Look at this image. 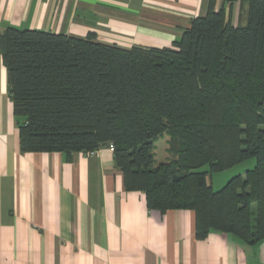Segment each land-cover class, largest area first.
Returning a JSON list of instances; mask_svg holds the SVG:
<instances>
[{"label": "trees", "instance_id": "trees-1", "mask_svg": "<svg viewBox=\"0 0 264 264\" xmlns=\"http://www.w3.org/2000/svg\"><path fill=\"white\" fill-rule=\"evenodd\" d=\"M242 2L245 25L210 0L171 47L7 27L0 53L21 152L71 158L113 144L125 190L143 192L148 210L193 211L198 239L216 231L263 243L264 0ZM163 134L170 160L156 166ZM250 160L221 190L207 182Z\"/></svg>", "mask_w": 264, "mask_h": 264}, {"label": "crops", "instance_id": "crops-1", "mask_svg": "<svg viewBox=\"0 0 264 264\" xmlns=\"http://www.w3.org/2000/svg\"><path fill=\"white\" fill-rule=\"evenodd\" d=\"M210 0H0V33L41 30L124 49L171 47ZM233 26L248 5L216 0ZM0 264H264V242L242 243L213 231L196 237L189 210L147 208L127 192L106 147L68 158L27 152L8 92L0 53Z\"/></svg>", "mask_w": 264, "mask_h": 264}, {"label": "rangeland", "instance_id": "rangeland-1", "mask_svg": "<svg viewBox=\"0 0 264 264\" xmlns=\"http://www.w3.org/2000/svg\"><path fill=\"white\" fill-rule=\"evenodd\" d=\"M169 135L163 134L155 140L154 156L155 165H159L170 160L169 148ZM255 166V160H250L240 165H237L227 171L221 173H215L207 177V182L212 186L213 190H221L225 184L234 176L244 174L247 170L253 169ZM208 170V167H203L200 171Z\"/></svg>", "mask_w": 264, "mask_h": 264}, {"label": "built area", "instance_id": "built-area-1", "mask_svg": "<svg viewBox=\"0 0 264 264\" xmlns=\"http://www.w3.org/2000/svg\"><path fill=\"white\" fill-rule=\"evenodd\" d=\"M108 149L113 153L114 152V145L113 144H110L109 146H108ZM96 152H94V153H89L88 155H94Z\"/></svg>", "mask_w": 264, "mask_h": 264}]
</instances>
